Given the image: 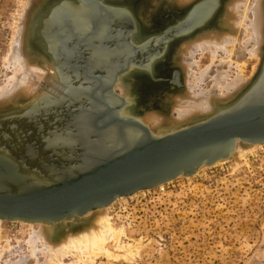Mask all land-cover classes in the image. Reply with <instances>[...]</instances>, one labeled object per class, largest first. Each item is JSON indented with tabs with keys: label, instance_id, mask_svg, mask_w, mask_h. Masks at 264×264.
<instances>
[{
	"label": "water",
	"instance_id": "water-1",
	"mask_svg": "<svg viewBox=\"0 0 264 264\" xmlns=\"http://www.w3.org/2000/svg\"><path fill=\"white\" fill-rule=\"evenodd\" d=\"M215 1L176 7L182 19L164 27L155 26L142 14L141 21L137 0L52 3L35 29L34 40L54 61L61 78L66 72L62 80L69 96L55 102L61 108L56 118L29 126L30 130L18 131L9 123L3 127L9 118L0 117L1 221L50 226L58 242L65 228L82 227L87 215L119 199L181 177H194L202 168L231 160L239 142L264 145V46L251 85L212 115L158 135L139 115L149 90L141 81L147 79L152 89L165 88L161 84L164 66L155 68L153 62L175 40L212 25L221 9L219 2L214 6ZM132 28L136 29L133 35ZM124 34L129 38L125 42L114 38ZM132 37L140 43L134 52L130 49ZM120 40L127 45L123 49ZM151 45H155L152 55L139 61ZM76 51L82 53L79 60H74ZM79 61L85 65H77ZM146 64H152L148 73L143 71ZM132 68L137 69L140 83L131 95L139 98L116 91L120 78ZM80 71L90 78V87L76 93L73 100L71 78L79 79ZM161 108L143 107L162 112Z\"/></svg>",
	"mask_w": 264,
	"mask_h": 264
},
{
	"label": "rangeland",
	"instance_id": "rangeland-1",
	"mask_svg": "<svg viewBox=\"0 0 264 264\" xmlns=\"http://www.w3.org/2000/svg\"><path fill=\"white\" fill-rule=\"evenodd\" d=\"M31 1H4L2 14L8 22L9 31L13 38L12 42H14L13 47L15 46V36H18L21 32V15L23 16L21 13L24 12V9L30 10L31 7L29 8L28 4L30 5ZM176 1L137 0L139 17L142 14L145 19H150L155 23V26L161 25L164 27L171 25L178 19H182L183 14L178 13L180 10L176 7H190L197 2L195 0V2L188 3V5L187 3L181 5ZM220 16L219 21L215 20L211 26L202 27L201 29L217 26L216 28L219 27V31L223 32L225 29H223L224 24L220 23ZM17 18L19 22L16 20ZM140 20L142 21L141 17ZM146 26L150 27L151 23H146ZM241 30L234 45L235 48L233 47L231 56L233 72L230 76L231 78L235 77L234 72L236 70L234 68L239 65L240 70H242L243 81H245V89L258 72L263 47L260 56H251L249 52L253 49L255 43L250 42L245 46L244 43L249 39V34H246L245 30ZM130 41L133 43L130 46L131 52H134V49L140 43L136 37H132ZM175 41V44L169 46L163 57L157 61L155 59L153 62L155 68H158L161 64L164 66L162 69L164 71L163 75L168 76L170 81L174 80L175 77L174 73L177 67H175L174 59L181 47H176L180 40ZM119 44L123 49L124 43L122 40L119 41ZM154 46L151 45L142 57H138V60L144 61L147 59L148 54L152 55V49H155ZM262 46H264V43ZM82 53L84 57H87L84 54V49H82ZM81 54L76 51L73 54L74 60H79ZM223 59L228 58L221 53L216 60V64H219ZM196 60H199L196 69L197 74L205 71L213 62L212 55L209 52L203 56L197 55ZM77 65L83 66L85 62L79 61ZM146 66L143 67L145 68L143 71L148 73L150 65L146 64ZM215 67L213 66L204 80L205 82L202 83V89L212 88V80L217 75ZM9 68L10 73L0 87L7 84L15 75L16 66L12 56L9 59ZM228 68V65L225 64L222 67L223 72H228ZM132 69L138 72L136 68ZM50 73L54 76L52 78L48 77L47 82L39 83L38 86L39 89H45L43 90L45 95L44 104L41 102L32 112L29 111L30 113L1 116L9 118L3 127L9 123L10 125L15 124L18 131L30 130L29 126L43 124L46 119L51 120L59 115L61 108L55 102L67 99L69 96L62 80L66 77V72H64L62 78L53 69L49 71L48 76H50ZM79 74V79L74 78L72 75L73 85H68L74 94L72 96L73 100L76 93L90 87V78H87L83 71H80ZM164 80L161 81V84H164ZM170 81L166 82L164 84L165 88L162 89H152L149 87L152 84L147 79L141 81V84H145L149 88L146 91L147 93L144 94L147 103L162 107V112L144 109L146 112L162 115L163 118L169 117V109H167L164 102L167 98L177 96L176 92L179 88L176 84H174L176 87L173 84L171 85ZM134 83L138 85L137 83L140 82L136 81ZM184 83L186 84V74ZM49 89L53 91L48 92ZM168 90H172L173 94L168 93ZM241 90L230 99H233ZM116 91L122 95L120 88L116 87ZM199 91L196 90L195 93ZM160 92L167 93L165 96L160 97L159 101L155 100L154 98L159 97L158 93ZM56 93L60 95L58 96ZM241 145L242 147L239 148L235 158L218 163L213 167L202 168L194 177H181L157 189L140 192L130 198L119 199L104 211H99L100 213H90L85 217L87 223L83 226L90 224L92 221L95 222L97 217L102 216L103 213L107 214L109 219L110 223L108 222V224L111 231L108 234V240L103 243V247L102 244L96 243L87 250L83 246L81 248L73 247L70 250L64 249L61 254H57L50 252L51 247L50 249L49 247L44 249V241L40 240L41 242L39 241L40 243L38 242L36 245V252H32V247L29 246L28 242L31 235L39 231L42 225L8 223L0 220V264H6L7 262L11 264H15V262L16 264L17 262L18 264H264V145L252 147ZM240 149L245 150L244 153L240 154ZM238 153L239 156L237 157ZM101 221H104L103 217ZM83 226L75 230L67 227L65 232H70L71 236L77 235ZM53 242L56 241L53 239ZM97 245L99 246L97 247ZM22 258H25L24 262L21 261Z\"/></svg>",
	"mask_w": 264,
	"mask_h": 264
},
{
	"label": "bare ground",
	"instance_id": "bare-ground-1",
	"mask_svg": "<svg viewBox=\"0 0 264 264\" xmlns=\"http://www.w3.org/2000/svg\"><path fill=\"white\" fill-rule=\"evenodd\" d=\"M54 1L55 0H32L30 5L28 4L29 8L31 7L30 10L24 9L25 13L20 12L23 14V16L21 15V32H18V36H15L16 38L14 39V47L12 46L14 42L11 43L8 58L9 61L10 57L12 56L16 66V71L15 75L9 80V82L0 87V117L6 115L11 116L20 113L26 114L29 111L32 112V110L35 109V107L41 102L44 104L45 95L43 94V90L45 89H39L38 86L39 83L43 84L47 82L46 80L48 77L52 78L54 76H52L51 73L50 76H48V73L51 71V69L56 71V65L54 61L43 52L41 46L35 43L34 32L39 25V21H41V17L45 11L51 7ZM177 1L181 5L186 3L188 5V3L195 2V0ZM215 2L216 3H214V6L218 5L217 2H219L221 8L216 21H219V15H221L220 23L222 25L224 24L223 29L225 30L223 32L219 31V27L216 28V26L214 28L211 27L208 29L206 28L197 30L195 32L189 33L184 38H181L176 46L177 48L180 46L181 47L174 59L175 67L178 68H176V72L174 73V80L170 81L168 76L163 75L164 71L162 72V80L165 79L164 83L176 81L174 84H176V86L178 85L177 87H179L177 88L178 92H176L177 96L167 98L164 102L167 109H169V117L163 118L162 115L146 112L143 109L144 106H156V104L143 102L139 115L142 118L143 123L146 124L150 128L151 132H153L155 135L180 129L188 123L195 122L200 117L212 115L219 106L230 104L241 97V95L246 91L253 81L252 80L251 83L244 89L245 81H243V75L241 72L242 70H240L239 65H236L234 68L236 70L234 72L235 77L231 78L230 75L233 72L231 56L233 54V47L235 48L234 45L241 29L245 30L246 34H249V39L245 41L244 45L247 46V44L250 42L255 43L253 49H251L249 52L250 55L255 57L260 56L263 47L262 45L264 43V0H228L225 2L218 0ZM249 15H251V17H249ZM16 20L18 21L19 19L17 18ZM210 25L211 23L209 26ZM131 30H133L131 31V34L133 35V32H136V29L132 28ZM135 35H137V33ZM121 37L124 42L125 38L129 39L128 35L126 34L121 35ZM114 38L120 39L117 36ZM207 52L212 55V65L205 71L197 74L196 69L199 65V60L197 61L196 57L197 55L203 56ZM221 53L227 56V62L223 59L219 62V64H216V60L219 58ZM181 58L183 59V62ZM51 64H54V66ZM225 64H227L229 67L228 72H223L222 70V67ZM213 66H216L215 70L217 69V75H215L212 80L213 86L211 89H202L201 85L203 82H205L204 80L207 78ZM133 70L135 69H132L130 73L128 72L127 75L121 77L118 82L117 87L121 89L122 96L131 95L137 86L134 82L138 80L136 76L139 74ZM185 74L186 84L184 83ZM54 83L58 84L59 82ZM241 89L244 90L242 91ZM196 90L200 91L195 93ZM239 90H241L240 93L237 94L233 99H230L235 93H238ZM52 91L53 90L51 89L48 90V92ZM167 92L173 94L172 90H168ZM167 92L158 93L159 97H155L154 99L159 101L160 97L165 96ZM57 95L59 96L60 94L58 93ZM131 96L133 98H139V96H135V94ZM241 147L242 145L239 142L236 147L235 155ZM244 151L241 150L239 153L242 154ZM239 153L237 157L239 156ZM105 209L101 211H104ZM105 213L107 212L105 211ZM102 217L104 220L103 222L101 221ZM108 220L107 214L103 213L102 216L97 217L95 222L92 221L90 224L88 223L86 226H83V228L79 230L80 233L77 235L71 236L69 234L70 232H63V237H65H62L63 239L61 238V240L58 242H53L54 231L52 227L41 224L42 227L39 229V231H33L34 234L31 235L28 243L29 246L32 247V252H36V245L40 240H42L45 244L44 249L47 247L50 249L51 247L52 250L50 252L57 254H61L64 249L70 250L73 247L81 248L83 246L85 250H87L93 247V245L96 243L99 245L102 244L101 246L103 247V243L108 240V234L111 231ZM66 226H68V224ZM99 245H97V247ZM90 252L92 251L90 250ZM25 258H22L21 261L24 262ZM6 264L11 263L7 262Z\"/></svg>",
	"mask_w": 264,
	"mask_h": 264
},
{
	"label": "built area",
	"instance_id": "built-area-1",
	"mask_svg": "<svg viewBox=\"0 0 264 264\" xmlns=\"http://www.w3.org/2000/svg\"><path fill=\"white\" fill-rule=\"evenodd\" d=\"M5 0H0V85L7 79L9 68V49L11 48L12 35L9 31L8 22L2 14Z\"/></svg>",
	"mask_w": 264,
	"mask_h": 264
}]
</instances>
